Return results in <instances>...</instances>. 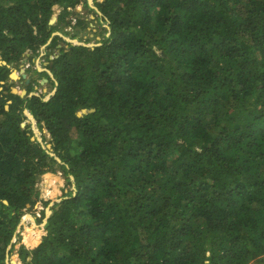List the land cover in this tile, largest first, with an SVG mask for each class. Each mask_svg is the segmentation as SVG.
Masks as SVG:
<instances>
[{
    "label": "trees",
    "instance_id": "trees-1",
    "mask_svg": "<svg viewBox=\"0 0 264 264\" xmlns=\"http://www.w3.org/2000/svg\"><path fill=\"white\" fill-rule=\"evenodd\" d=\"M79 6L0 0V264L14 236L22 264H264V0L95 2L109 36L60 49L48 101L11 94V63L86 32ZM55 165L76 190L21 236Z\"/></svg>",
    "mask_w": 264,
    "mask_h": 264
},
{
    "label": "rangeland",
    "instance_id": "rangeland-1",
    "mask_svg": "<svg viewBox=\"0 0 264 264\" xmlns=\"http://www.w3.org/2000/svg\"><path fill=\"white\" fill-rule=\"evenodd\" d=\"M96 3L102 2V0H87V4L90 8H84V6H79L78 12H75L79 16L83 17L88 23V28L85 31L77 33V36L75 37V32L79 31L78 29L74 28V19L73 17H69L68 21H70V26L63 25L62 29L64 32L57 31L54 33V36L57 35L61 38V41L57 42L54 47L50 46V42H48L46 45H44L38 52L37 55L34 56L32 53L25 52L22 54L21 59L17 62L11 63L9 65L10 73L8 76V80L3 83L6 86H9L10 89L14 88L19 92L22 90H26L27 93H31L34 96L42 97L44 101H48L51 96L54 95L56 91V80L50 70L48 69V66L51 64V60L53 58H57L56 56L59 55L60 49L64 48L65 50L68 49V44L70 46H86L89 48H93L95 46L99 45V42L102 40L103 36H109L110 28L108 26L107 22H104L103 19H101L102 14L95 6ZM91 5V6H90ZM59 11V10H57ZM76 11V10H75ZM58 13V12H57ZM56 13V14H57ZM67 21V22H68ZM90 21H92L90 23ZM51 25V24H49ZM73 27V29H72ZM75 41L80 45H75ZM50 46V47H49ZM0 64L3 65L5 62H3L0 58ZM21 69H23V72L26 75V78L32 82V85H30L31 89H27V85H25V80L21 78V73L19 72ZM46 73L48 77L51 79L48 80L46 77L42 76L43 73ZM16 74V79L11 78L12 74ZM43 80H46L45 82ZM43 81V82H42ZM29 85V84H28ZM10 103V102H9ZM86 111V113L78 114L80 110L77 113L78 117H82L86 114L93 113L94 109H83ZM26 112H29V110L25 109L22 112V115L24 116L23 121L21 122L23 126L27 127V131L29 130L32 134V140H37L39 143L42 144V148L46 150V152L49 153L51 157H54V159L61 163L60 159L54 155L53 149L51 145L48 143L47 134H45L37 125V122L35 118L31 115L32 121L29 116H27ZM39 133V136L36 135V133ZM44 135V136H43ZM46 140V141H43ZM50 147V148H48ZM55 168L57 169V174L54 176L56 177L55 180L51 179L48 181V184L46 185V195L43 194L41 197L42 202L38 203V206H35L34 209L26 210L23 212L22 216V224L19 226L20 235H24L25 231L28 229H37V228H43L45 227V224L47 223V220L52 215V209H57L55 207L57 203H60V201L64 198L66 193L68 192H75V184H74V178L69 176V181L71 184H67V176L62 172L61 168L57 165H55ZM43 188V187H42ZM49 188H55L57 191L56 197L53 199L54 193H51ZM40 189V188H38ZM44 203H46V206H44ZM40 207H42V210H44V218L41 219L40 214ZM51 215L47 218L46 213L49 212ZM40 214V215H39ZM33 224V225H32ZM15 240V241H14ZM17 237H14L12 240V244H14V250L12 251L11 255L8 257V263L11 264V260H14L17 257V250L19 247V244L17 242ZM8 250H10V247H8ZM16 264H22L20 260L18 259V262Z\"/></svg>",
    "mask_w": 264,
    "mask_h": 264
},
{
    "label": "water",
    "instance_id": "water-1",
    "mask_svg": "<svg viewBox=\"0 0 264 264\" xmlns=\"http://www.w3.org/2000/svg\"><path fill=\"white\" fill-rule=\"evenodd\" d=\"M79 11V9L77 8L76 9V11L75 12H78ZM54 17H52V19H53ZM51 19V20H52ZM55 19V18H54ZM51 23V21L49 22V24ZM75 45H80V44H78L76 41H75ZM56 57H58V56H56ZM23 72V69H21L20 70V73H21V77L23 78V79H25L26 78V75L24 74V73H22ZM44 82L46 81V80H43ZM42 81V82H43ZM29 83V80L28 79H26L25 80V85H27ZM14 90H16V89H14V88H11V94H13V95H19V97L20 98H25L26 96H28V97H31V96H34V95H32L31 93L30 94H27V92H26V90H22L21 92H19L18 93V91L16 90V92H14ZM8 108L7 107H5V110H7ZM84 113H86V111H84ZM28 116V115H27ZM78 116V115H77ZM34 120V119H33ZM48 148H50V147H48ZM51 215V213H50V211L49 212H47L46 213V217L48 218L49 216ZM12 262H13V260H11V264H12Z\"/></svg>",
    "mask_w": 264,
    "mask_h": 264
},
{
    "label": "bare ground",
    "instance_id": "bare-ground-1",
    "mask_svg": "<svg viewBox=\"0 0 264 264\" xmlns=\"http://www.w3.org/2000/svg\"><path fill=\"white\" fill-rule=\"evenodd\" d=\"M90 6H91V5H90ZM11 78L16 79V74H15V73L12 74V75H11ZM14 92H16V90H14ZM26 114H27V115L29 116V118L32 120L30 113H29V112H26ZM32 121H33V120H32ZM33 122H34V121H33ZM36 135L39 136L38 131H37ZM32 225H33V224H32Z\"/></svg>",
    "mask_w": 264,
    "mask_h": 264
},
{
    "label": "clouds",
    "instance_id": "clouds-1",
    "mask_svg": "<svg viewBox=\"0 0 264 264\" xmlns=\"http://www.w3.org/2000/svg\"><path fill=\"white\" fill-rule=\"evenodd\" d=\"M20 72V71H19ZM22 78V77H21ZM26 79H28V78H25L24 80H26ZM29 80V79H28ZM27 92V91H26ZM27 94H30V93H27ZM18 95V94H17ZM26 97H28V96H26ZM32 97V96H31ZM7 108H8V106H6ZM8 110V109H7ZM43 188L45 189V186H43ZM37 206H38V204H37ZM42 210V207H40V211ZM40 215V214H39ZM44 218V217H43ZM22 219V218H21ZM21 224H22V220L20 221V224H19V226H21ZM18 231H19V229H18ZM19 233V232H18ZM14 237H16V236H14ZM13 240V239H12ZM15 241V240H14ZM10 247V246H9ZM6 263H8V260L6 261Z\"/></svg>",
    "mask_w": 264,
    "mask_h": 264
},
{
    "label": "flooded vegetation",
    "instance_id": "flooded-vegetation-1",
    "mask_svg": "<svg viewBox=\"0 0 264 264\" xmlns=\"http://www.w3.org/2000/svg\"><path fill=\"white\" fill-rule=\"evenodd\" d=\"M29 83H30V80H29ZM29 83H28V84H29ZM28 84H27V85H28Z\"/></svg>",
    "mask_w": 264,
    "mask_h": 264
}]
</instances>
